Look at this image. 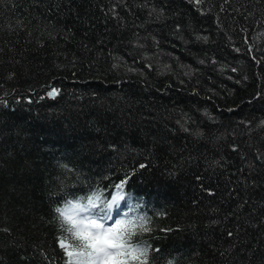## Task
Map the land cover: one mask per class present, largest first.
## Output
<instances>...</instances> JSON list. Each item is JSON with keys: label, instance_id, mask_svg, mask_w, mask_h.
Returning <instances> with one entry per match:
<instances>
[{"label": "trees", "instance_id": "1", "mask_svg": "<svg viewBox=\"0 0 264 264\" xmlns=\"http://www.w3.org/2000/svg\"><path fill=\"white\" fill-rule=\"evenodd\" d=\"M262 122L264 0H0V264H67L53 207L121 182L152 264H264Z\"/></svg>", "mask_w": 264, "mask_h": 264}, {"label": "clouds", "instance_id": "2", "mask_svg": "<svg viewBox=\"0 0 264 264\" xmlns=\"http://www.w3.org/2000/svg\"><path fill=\"white\" fill-rule=\"evenodd\" d=\"M122 195L125 199L129 193ZM111 200L96 188L88 193L69 194L53 207L57 225L71 246L73 264H152L153 248L147 240L140 239L151 231V218L130 202L124 211L127 215L122 214L114 226H105L92 211L103 206L100 210L107 209L111 214L115 207L108 208ZM164 264H176L175 256L167 257Z\"/></svg>", "mask_w": 264, "mask_h": 264}, {"label": "snow or ice", "instance_id": "3", "mask_svg": "<svg viewBox=\"0 0 264 264\" xmlns=\"http://www.w3.org/2000/svg\"><path fill=\"white\" fill-rule=\"evenodd\" d=\"M196 2L200 3L201 0H196ZM55 94H56L55 89L49 93L50 96L55 95ZM262 123H264V122H262ZM141 167H143V165H141ZM115 188L117 189V191L115 194L111 195L112 200L109 201V203H108L109 209H113V206L119 207V205L121 203L120 201L122 199H124L122 193L125 192V184L123 182H121V183L115 185ZM95 207H96V205H93L92 209H94ZM137 207H138V205H137ZM92 209H89V211H92ZM113 214H114V210L111 212V214L106 213L104 216L100 217V219L105 221L106 223L110 224L111 226H114L116 224L117 219L120 218L122 216V214L127 215L126 212H123L120 216H118L115 220H113ZM110 221H111V223H109ZM57 246L64 251L65 256L68 258L67 264H73L71 256L69 255V249L71 246L67 243V240L64 238H61V237H57Z\"/></svg>", "mask_w": 264, "mask_h": 264}, {"label": "rangeland", "instance_id": "4", "mask_svg": "<svg viewBox=\"0 0 264 264\" xmlns=\"http://www.w3.org/2000/svg\"><path fill=\"white\" fill-rule=\"evenodd\" d=\"M100 220V219H99ZM102 222V220H100ZM103 223V222H102Z\"/></svg>", "mask_w": 264, "mask_h": 264}]
</instances>
